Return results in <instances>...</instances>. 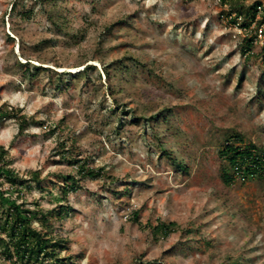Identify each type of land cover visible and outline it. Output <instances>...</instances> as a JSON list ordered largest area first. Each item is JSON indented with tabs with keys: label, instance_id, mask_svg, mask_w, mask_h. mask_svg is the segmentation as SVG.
<instances>
[{
	"label": "rangeland",
	"instance_id": "1",
	"mask_svg": "<svg viewBox=\"0 0 264 264\" xmlns=\"http://www.w3.org/2000/svg\"><path fill=\"white\" fill-rule=\"evenodd\" d=\"M239 1L264 15V0H0V109L30 120L22 135L0 120L24 180L0 189L72 206L52 221L68 264H264V174L220 154L234 133L264 150V33L242 53ZM69 175L82 187L65 201Z\"/></svg>",
	"mask_w": 264,
	"mask_h": 264
},
{
	"label": "trees",
	"instance_id": "2",
	"mask_svg": "<svg viewBox=\"0 0 264 264\" xmlns=\"http://www.w3.org/2000/svg\"><path fill=\"white\" fill-rule=\"evenodd\" d=\"M227 1V0H224ZM240 2V1H239ZM244 5L236 3L233 12L230 13L229 21L237 24L240 28L247 32L244 44L241 46L242 53L251 51L255 41H257L258 33H264V15L257 18L259 7H262L260 1L254 4V10L245 12ZM25 18H29L30 11H24ZM234 15V16H232ZM239 19L241 22H239ZM254 25V26H253ZM254 34H251L253 33ZM264 57V47L262 49ZM39 69L38 66H35ZM93 67V66H90ZM18 111H14L9 106L0 109V120L12 118L18 121V135H22L29 127L30 120L26 115H19ZM40 125L42 122L39 123ZM220 154L225 158L228 166L233 168L234 172L243 173V176H261L264 174V150L258 148L255 144L243 145V138L237 134H232L226 139ZM168 153V152H167ZM8 150L0 145V186L4 184L2 178L11 185L17 186L18 183L23 184L24 180L19 179V174L10 167L11 160L7 158ZM64 159L66 155L62 153ZM68 163L79 164L82 160L76 158H68ZM80 171L85 177L94 178L102 175V169L93 170L80 166ZM233 174L230 172L223 173L225 182L232 180ZM33 178L39 179V172H33ZM82 186L75 180L73 176H67L66 184L60 187L61 199H66L70 192H76ZM65 200V201H66ZM25 201L17 204L16 200L5 196V192L0 189V246L7 259L13 261L14 264H68L67 260L71 257H62L61 250L67 247V240L63 237L54 236V222L66 218L69 214L70 206L67 202H61L52 209H44L36 207L31 209L26 207ZM137 213L135 214V216ZM34 220H39L41 229L33 225ZM175 222H160L154 226L155 232L162 235H168L175 231ZM174 227V228H173ZM4 234V236H3ZM138 264H145L139 262ZM147 264H155L148 262Z\"/></svg>",
	"mask_w": 264,
	"mask_h": 264
}]
</instances>
